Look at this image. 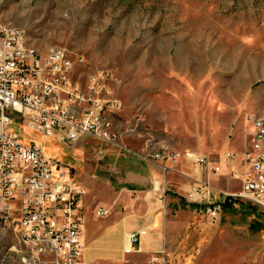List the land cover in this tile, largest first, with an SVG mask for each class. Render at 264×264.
I'll return each instance as SVG.
<instances>
[{
    "label": "rangeland",
    "instance_id": "374dc122",
    "mask_svg": "<svg viewBox=\"0 0 264 264\" xmlns=\"http://www.w3.org/2000/svg\"><path fill=\"white\" fill-rule=\"evenodd\" d=\"M0 18L23 28L42 51L65 48L84 56L81 76L111 70L123 104L122 144L166 140L181 152H203L221 164V173L211 175L220 177L214 186L240 191L245 160L255 153L246 116L264 118V0H0ZM138 121L140 132H133ZM8 128L24 144L33 141L46 156L72 167L75 147L62 133L46 135L29 122ZM229 152L235 155L230 161ZM71 171L87 189L80 171ZM96 183L100 193L110 194L105 182ZM192 184L190 179L187 191ZM187 191L167 190L160 224L131 253L124 250L134 229L124 242L112 232L113 203L97 198L84 206L86 264H264L263 208L236 198L212 216L187 200ZM103 206L111 211L98 217ZM120 208L121 214L128 211ZM17 240L18 229L0 225V264H26L25 245ZM96 252L103 254L88 260Z\"/></svg>",
    "mask_w": 264,
    "mask_h": 264
},
{
    "label": "built area",
    "instance_id": "2783aa9c",
    "mask_svg": "<svg viewBox=\"0 0 264 264\" xmlns=\"http://www.w3.org/2000/svg\"><path fill=\"white\" fill-rule=\"evenodd\" d=\"M23 28L0 18V225L7 231L26 232V264H86L83 199L87 189L58 160L46 156L43 147L24 144L10 124L29 122L46 135L62 133L75 142L84 135L121 144L125 131L119 124L123 104L114 94L112 72L101 69L81 76L82 55L65 48L34 54L25 49ZM248 132L254 154L246 158L242 188L233 194L216 188L210 176L221 173V164L200 151H179L166 140L145 142L143 156L157 162L164 172H176L168 162L184 158L205 176L195 178L185 198L216 216L236 198H245L264 209V118L248 114ZM139 121L131 128L139 131ZM235 158L227 153L226 159ZM219 195L220 198H217ZM99 207L97 216L108 215ZM125 253L141 244L139 232L129 236Z\"/></svg>",
    "mask_w": 264,
    "mask_h": 264
},
{
    "label": "crops",
    "instance_id": "0c3cea01",
    "mask_svg": "<svg viewBox=\"0 0 264 264\" xmlns=\"http://www.w3.org/2000/svg\"><path fill=\"white\" fill-rule=\"evenodd\" d=\"M147 142L155 144V141L151 139H147ZM71 144L75 147L72 155L74 162L71 168L63 165L70 171L72 168H77L85 180L88 190L83 199L84 206L90 207L97 198H101V202L105 205L113 203L115 212L114 219L111 221L112 232L116 230L121 233L122 242H124V234L129 232V227H132L130 228L134 229L132 232H139L141 236L139 249L143 248V243L148 241V231L160 224L162 200L163 196L168 195L167 190L171 189L177 193L187 191L190 179L193 181L195 178L205 176L191 161L184 158L176 162H168L169 166H174L176 172H164L157 162L143 156L148 150L144 142L140 143L138 139L131 140L124 147L121 144H112L84 135ZM63 154L66 152L63 151ZM99 179L111 188L110 194L105 195L99 192L96 183ZM219 179L220 177L210 176L213 185ZM122 205H126L128 209L123 214L120 208ZM98 236L99 233L94 234L91 240L96 243ZM153 239L155 244L159 243L155 235ZM102 254L96 252L88 260Z\"/></svg>",
    "mask_w": 264,
    "mask_h": 264
},
{
    "label": "bare ground",
    "instance_id": "6f19581e",
    "mask_svg": "<svg viewBox=\"0 0 264 264\" xmlns=\"http://www.w3.org/2000/svg\"><path fill=\"white\" fill-rule=\"evenodd\" d=\"M25 49H27L28 51H32V53L34 54H41V50L38 49L35 45L30 44L28 41H25ZM148 144H153V143L149 142ZM18 230H19L21 239L26 240V232H23L21 229H18ZM129 236H130V233H129ZM129 236H128V246L130 245Z\"/></svg>",
    "mask_w": 264,
    "mask_h": 264
},
{
    "label": "trees",
    "instance_id": "16d2710c",
    "mask_svg": "<svg viewBox=\"0 0 264 264\" xmlns=\"http://www.w3.org/2000/svg\"><path fill=\"white\" fill-rule=\"evenodd\" d=\"M229 206H231V202H227L225 205V207H229Z\"/></svg>",
    "mask_w": 264,
    "mask_h": 264
}]
</instances>
